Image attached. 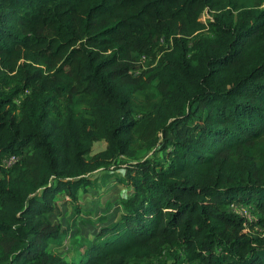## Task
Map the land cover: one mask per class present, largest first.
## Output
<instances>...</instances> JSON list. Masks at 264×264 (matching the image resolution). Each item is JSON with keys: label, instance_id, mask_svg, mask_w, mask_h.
<instances>
[{"label": "trees", "instance_id": "1", "mask_svg": "<svg viewBox=\"0 0 264 264\" xmlns=\"http://www.w3.org/2000/svg\"><path fill=\"white\" fill-rule=\"evenodd\" d=\"M100 168L130 194L68 262ZM0 264H264V0H0Z\"/></svg>", "mask_w": 264, "mask_h": 264}, {"label": "rangeland", "instance_id": "2", "mask_svg": "<svg viewBox=\"0 0 264 264\" xmlns=\"http://www.w3.org/2000/svg\"><path fill=\"white\" fill-rule=\"evenodd\" d=\"M207 13L200 16L204 22L207 20ZM105 142L99 141L94 144L93 152L105 148ZM148 155L146 151H140L136 155V160H140ZM134 160V159H132ZM121 170H109L100 168L90 174L95 180V186L87 187L79 191L78 212L73 210L68 198L60 196L57 200V211L50 214L51 221L59 224L63 233L56 239L50 240L49 249L60 254L66 261H77L82 250L93 240L99 229L116 220L122 209L120 200L130 194V190L118 184L115 176ZM236 210L241 211L240 204ZM243 215L251 218L246 207H243ZM171 257L165 256L169 261Z\"/></svg>", "mask_w": 264, "mask_h": 264}, {"label": "built area", "instance_id": "3", "mask_svg": "<svg viewBox=\"0 0 264 264\" xmlns=\"http://www.w3.org/2000/svg\"><path fill=\"white\" fill-rule=\"evenodd\" d=\"M150 60H151V57H147V56H145V55H141V56H140V62H141L142 65H144L146 62H149ZM17 159H18L17 156H15V155H10V156H8V157H6V158L3 159V165H4L5 167H9V166H11L13 163H15V162L17 161ZM236 207H238V205H237V204H233V205H232V210H233L234 212L240 214V215H243V212H245L244 209H243V207L241 208V211L236 210ZM243 216H245V215H243Z\"/></svg>", "mask_w": 264, "mask_h": 264}]
</instances>
